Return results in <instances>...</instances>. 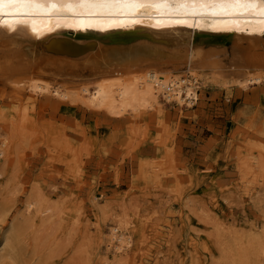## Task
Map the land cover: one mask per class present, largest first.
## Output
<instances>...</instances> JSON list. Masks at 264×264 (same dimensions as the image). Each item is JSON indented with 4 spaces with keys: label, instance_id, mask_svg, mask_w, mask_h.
<instances>
[{
    "label": "rangeland",
    "instance_id": "1",
    "mask_svg": "<svg viewBox=\"0 0 264 264\" xmlns=\"http://www.w3.org/2000/svg\"><path fill=\"white\" fill-rule=\"evenodd\" d=\"M193 32L197 49L218 63L195 69L191 107L160 95L137 117L116 119L17 88L21 75L0 76V114L20 117L13 125L0 121L10 140L0 158V238L11 228L15 234L3 264H231L220 257L223 243L262 233L264 82L239 85L231 45L223 57L220 40ZM94 42L93 53L119 48L109 37ZM81 68L50 67L27 80L71 95L80 84L92 89L97 78ZM171 75L188 77L185 69ZM256 160L262 167L247 165ZM29 199L49 210L28 214ZM112 228L128 242L118 253L105 250ZM258 242L252 246L264 260Z\"/></svg>",
    "mask_w": 264,
    "mask_h": 264
},
{
    "label": "bare ground",
    "instance_id": "2",
    "mask_svg": "<svg viewBox=\"0 0 264 264\" xmlns=\"http://www.w3.org/2000/svg\"><path fill=\"white\" fill-rule=\"evenodd\" d=\"M0 19L7 25L0 26V76H6L5 81L12 74L21 75L22 79L13 81L17 88H27L39 96L49 94L69 99L96 114L103 111L116 119L126 114L137 117L135 114L157 104L160 95L167 102L187 107L198 100L195 69L217 68L218 61L197 49L192 31L193 35L202 33L220 40L219 55L223 57L231 45V64L242 76L239 85L264 82V46H258L260 42L264 45V0L5 3ZM96 37L112 38L119 48H101L93 53ZM239 40L246 41V47H241ZM131 43L136 45L129 47ZM50 67L72 73H78L79 67H89L97 78L92 89L80 84L71 95L51 88L46 82L27 80L33 74L47 73ZM182 69L187 70V78L171 75L172 71ZM69 78L82 83L80 75ZM17 120L19 115L0 114L1 122L13 125ZM15 134L10 132V137ZM9 142L0 128V158ZM247 165L262 167L260 160ZM33 197L31 194L28 198ZM34 201H27L28 214L36 216L49 210L47 204L37 205ZM12 232L13 228L11 234L0 238V264L13 255ZM248 232L246 239H243L245 232L240 235L234 232L235 236L220 249L221 259L231 264H262V249L252 245L264 240V228L261 236ZM106 243V252L113 248L118 253L128 246L116 228L111 229ZM101 264L112 263L104 259Z\"/></svg>",
    "mask_w": 264,
    "mask_h": 264
},
{
    "label": "snow or ice",
    "instance_id": "3",
    "mask_svg": "<svg viewBox=\"0 0 264 264\" xmlns=\"http://www.w3.org/2000/svg\"><path fill=\"white\" fill-rule=\"evenodd\" d=\"M37 2H53V0H0V11H2V5L5 3L9 4H32ZM81 2H87V0H81ZM100 2H107V0H100ZM114 2H123V3H139L141 0H114ZM157 2H167V0H157ZM238 2V0H237ZM0 26H5L4 20L0 19ZM10 31H14V29L9 28Z\"/></svg>",
    "mask_w": 264,
    "mask_h": 264
}]
</instances>
